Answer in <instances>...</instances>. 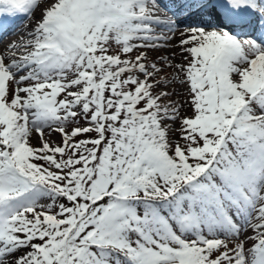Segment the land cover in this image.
<instances>
[{
    "label": "snow or ice",
    "instance_id": "snow-or-ice-1",
    "mask_svg": "<svg viewBox=\"0 0 264 264\" xmlns=\"http://www.w3.org/2000/svg\"><path fill=\"white\" fill-rule=\"evenodd\" d=\"M10 28L0 264H264V0H0Z\"/></svg>",
    "mask_w": 264,
    "mask_h": 264
},
{
    "label": "bare ground",
    "instance_id": "bare-ground-1",
    "mask_svg": "<svg viewBox=\"0 0 264 264\" xmlns=\"http://www.w3.org/2000/svg\"><path fill=\"white\" fill-rule=\"evenodd\" d=\"M24 23H27V17H25V18H21V19H19L18 20V23L16 24V25H14V26H17V27H20V28H22L23 27V25H24ZM10 35H9V38H8V41L9 40H14L15 38V35L13 34V30L10 28Z\"/></svg>",
    "mask_w": 264,
    "mask_h": 264
},
{
    "label": "rangeland",
    "instance_id": "rangeland-1",
    "mask_svg": "<svg viewBox=\"0 0 264 264\" xmlns=\"http://www.w3.org/2000/svg\"><path fill=\"white\" fill-rule=\"evenodd\" d=\"M14 38H16V36H15ZM6 40H7V39H4L5 43L8 42V40H7V41H6ZM153 55H155V54H153ZM51 139L55 140V139H57V137H56L55 135H53V136L51 137ZM33 143H36L35 139H33Z\"/></svg>",
    "mask_w": 264,
    "mask_h": 264
}]
</instances>
